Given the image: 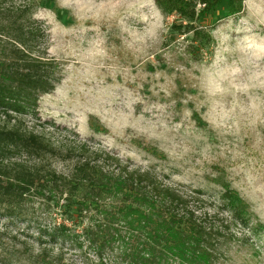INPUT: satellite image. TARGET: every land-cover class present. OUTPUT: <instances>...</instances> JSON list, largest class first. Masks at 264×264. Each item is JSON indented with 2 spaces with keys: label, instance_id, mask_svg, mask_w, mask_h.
I'll return each instance as SVG.
<instances>
[{
  "label": "rangeland",
  "instance_id": "obj_1",
  "mask_svg": "<svg viewBox=\"0 0 264 264\" xmlns=\"http://www.w3.org/2000/svg\"><path fill=\"white\" fill-rule=\"evenodd\" d=\"M243 1L238 15L226 17L220 7L217 16L202 17L213 41L197 60L187 49L191 35L171 33L177 19L156 0H41L33 15L61 79L35 112L14 114L57 145L85 142L171 186L202 190L236 236L218 264H264V0ZM224 184L248 203L247 225L221 205ZM34 214L0 216L4 249L23 250L27 242L39 250L37 222L56 218ZM55 246L64 248L66 264L96 262L93 254L83 259L79 250Z\"/></svg>",
  "mask_w": 264,
  "mask_h": 264
},
{
  "label": "trees",
  "instance_id": "obj_2",
  "mask_svg": "<svg viewBox=\"0 0 264 264\" xmlns=\"http://www.w3.org/2000/svg\"><path fill=\"white\" fill-rule=\"evenodd\" d=\"M40 2L0 4V216L36 212L39 219L55 215L56 221L37 222L38 251L27 242L23 250L4 249L0 235L1 264H66L64 248L56 252V244L79 250L83 259L93 254L95 264H218L236 236L227 220L211 212L202 190L171 186L153 171L132 168L85 142L57 145L14 117L35 112L61 79L33 15ZM243 2L156 0L164 15L177 19L171 33L191 35L187 49L197 60L202 45L213 41L202 17L217 16L220 7L226 17L238 15ZM196 42L201 47L194 49ZM57 162L66 169L58 170ZM222 187L221 205L233 221L247 225L248 203L231 185Z\"/></svg>",
  "mask_w": 264,
  "mask_h": 264
}]
</instances>
